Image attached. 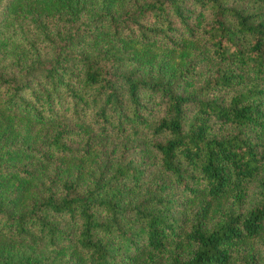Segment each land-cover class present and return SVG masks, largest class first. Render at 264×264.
<instances>
[{"label":"trees","instance_id":"1","mask_svg":"<svg viewBox=\"0 0 264 264\" xmlns=\"http://www.w3.org/2000/svg\"><path fill=\"white\" fill-rule=\"evenodd\" d=\"M0 264H264V0H0Z\"/></svg>","mask_w":264,"mask_h":264},{"label":"rangeland","instance_id":"2","mask_svg":"<svg viewBox=\"0 0 264 264\" xmlns=\"http://www.w3.org/2000/svg\"><path fill=\"white\" fill-rule=\"evenodd\" d=\"M169 58V57H168ZM167 59V58H166ZM168 62V68L172 67L173 70H176L178 67H180L181 65V60L179 62V59L174 57V58H169L167 59ZM170 65V66H169ZM254 183H251L248 188H247V196H246V200L247 203H249V200L254 197L255 193H254Z\"/></svg>","mask_w":264,"mask_h":264}]
</instances>
